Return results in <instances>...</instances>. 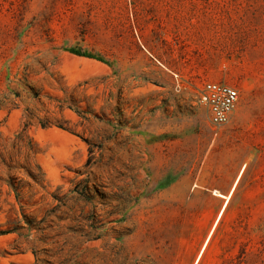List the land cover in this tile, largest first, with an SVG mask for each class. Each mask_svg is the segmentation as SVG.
I'll use <instances>...</instances> for the list:
<instances>
[{
	"label": "rangeland",
	"instance_id": "1",
	"mask_svg": "<svg viewBox=\"0 0 264 264\" xmlns=\"http://www.w3.org/2000/svg\"><path fill=\"white\" fill-rule=\"evenodd\" d=\"M0 264H264V0H0Z\"/></svg>",
	"mask_w": 264,
	"mask_h": 264
},
{
	"label": "built area",
	"instance_id": "2",
	"mask_svg": "<svg viewBox=\"0 0 264 264\" xmlns=\"http://www.w3.org/2000/svg\"><path fill=\"white\" fill-rule=\"evenodd\" d=\"M240 100L238 89L222 82H205L199 101L206 107L208 122L217 135L227 125Z\"/></svg>",
	"mask_w": 264,
	"mask_h": 264
},
{
	"label": "crops",
	"instance_id": "3",
	"mask_svg": "<svg viewBox=\"0 0 264 264\" xmlns=\"http://www.w3.org/2000/svg\"><path fill=\"white\" fill-rule=\"evenodd\" d=\"M184 91L185 90L183 89L182 90L183 93L181 95H177L175 97H172V100L179 99V100L187 101L190 105L195 104L197 102L196 98L193 96L191 97L190 94H186V92H184ZM172 139H173L172 141H174L173 142L174 144H176L177 142L179 143L178 144L179 147L173 146L170 149L171 151H170V153H168V155H171V156H189L190 155V156H195V157L203 155V147L202 148L199 147V142L203 140L202 134H199L193 130H188L187 132H182L181 135H179L177 137H172ZM189 143H191V144L188 146ZM192 170L193 169H191L190 171H192ZM181 179H183V178L181 177ZM239 180H240V177H238V179L232 183V185L230 186L228 191H222L219 186L210 188L209 190L212 192L214 190H217L220 193H222L224 196H227L228 194H231L232 191L234 193L236 186L239 183ZM177 197L178 196L175 195V197H173V198H177ZM179 197H182V196L179 195ZM178 201H181V200L178 199ZM227 202H229V201H226L225 203H227Z\"/></svg>",
	"mask_w": 264,
	"mask_h": 264
},
{
	"label": "bare ground",
	"instance_id": "4",
	"mask_svg": "<svg viewBox=\"0 0 264 264\" xmlns=\"http://www.w3.org/2000/svg\"><path fill=\"white\" fill-rule=\"evenodd\" d=\"M45 134H47L52 140L57 141L61 144H67L68 142L71 141V137H69L67 134L59 132V130L58 131L55 129L49 130ZM215 194L217 196L225 197L226 199L230 198L229 195L224 196L223 194L219 193L218 191H215Z\"/></svg>",
	"mask_w": 264,
	"mask_h": 264
}]
</instances>
